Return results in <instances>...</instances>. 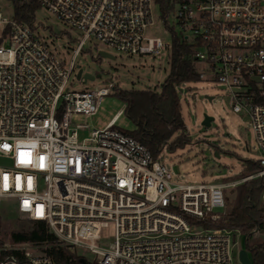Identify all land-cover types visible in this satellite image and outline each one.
<instances>
[{"label": "built area", "instance_id": "2783aa9c", "mask_svg": "<svg viewBox=\"0 0 264 264\" xmlns=\"http://www.w3.org/2000/svg\"><path fill=\"white\" fill-rule=\"evenodd\" d=\"M37 1L82 36L66 64L35 24L0 13V200H14L63 246L98 256L92 264H242L233 234L239 229L217 225L225 190L238 183L178 182L173 165L117 128L116 117L83 139L73 121L96 114L115 86L70 87L87 41L131 56H159L168 47L171 59L172 44L144 36L156 0ZM169 5L164 24L190 45L199 81L225 88L231 111L248 117L260 168L244 181L264 183V0ZM111 224L115 236L106 247L102 234ZM0 264L57 263L20 244L0 248Z\"/></svg>", "mask_w": 264, "mask_h": 264}, {"label": "rangeland", "instance_id": "374dc122", "mask_svg": "<svg viewBox=\"0 0 264 264\" xmlns=\"http://www.w3.org/2000/svg\"><path fill=\"white\" fill-rule=\"evenodd\" d=\"M0 13L7 19L14 17V5L10 0H0ZM153 24L144 33L146 39L159 38L164 45L173 43V35L167 30L163 21L161 5L155 3L152 8ZM173 19H170L172 26ZM35 26L40 37L66 64H69L77 47L81 34L71 29L44 7L36 14ZM176 31L179 28L176 26ZM99 51L110 54L113 58L103 57ZM75 73L70 87L75 91H92L109 87L114 83L112 92L102 97L96 114L85 117L73 116L78 126H83L81 139L90 135L93 130L104 129L116 117V127L123 131H133L136 126L127 115L123 114L126 104L116 94L118 90H150L159 92L171 70L170 49L167 47L159 56L127 55L111 49L96 40L87 41L84 50L77 56ZM90 74L93 80L84 81L77 78L79 70ZM181 111L185 125L184 135L188 145L173 154L166 152L161 158L168 165H173L177 176L175 180L182 183H238L225 190L227 200L223 217L228 218L235 203L236 189L244 183L241 178L245 160L257 161L260 154L247 116L234 113L229 106L227 90L212 81L184 83L178 90ZM206 96L213 97L210 101ZM214 117L212 126H202L203 114ZM226 179V180H223ZM253 179H248L251 181ZM222 212V211H220ZM0 217L3 225L1 237L9 244L8 233L12 228L19 229L29 221L24 214L17 211L14 200H0ZM223 218V219H224ZM219 220L224 226L225 220ZM217 223V225H218ZM221 228V227H220ZM235 256L246 247L264 242V229L252 233L239 230L236 233ZM115 236V227L111 224L102 234L103 245L111 246ZM88 262L94 263L98 256L91 252L79 251ZM251 257V254L249 253Z\"/></svg>", "mask_w": 264, "mask_h": 264}, {"label": "trees", "instance_id": "16d2710c", "mask_svg": "<svg viewBox=\"0 0 264 264\" xmlns=\"http://www.w3.org/2000/svg\"><path fill=\"white\" fill-rule=\"evenodd\" d=\"M14 5V19L33 26L36 14L41 9L37 0H10ZM161 5L163 20L168 16L169 0H156ZM191 47L184 39L173 36L171 51V70L159 92L150 90H118L116 94L126 104L123 114L132 120L136 128L123 131L142 143L152 153L154 159L161 158L166 152L173 154L188 145L184 135L185 125L181 111L178 88L184 83L197 82L199 76ZM260 168L255 161L245 160L241 178L255 173ZM226 180V179H223ZM264 183L256 178L245 181L236 189L235 203L231 207L228 221L229 228L239 229L248 237L264 229V212L262 209V192ZM222 223H218L220 226ZM3 225L0 217V248L30 244L51 256L57 264H83L84 257L78 252L63 246L46 224L29 220L19 229L12 228L9 244L3 240ZM245 249L251 254L253 264H264V242L250 246L247 239Z\"/></svg>", "mask_w": 264, "mask_h": 264}, {"label": "water", "instance_id": "95a60500", "mask_svg": "<svg viewBox=\"0 0 264 264\" xmlns=\"http://www.w3.org/2000/svg\"><path fill=\"white\" fill-rule=\"evenodd\" d=\"M99 54L103 57H108V58H113L110 54L104 52V51H99ZM77 78L78 79H83L84 81H87V80H93L94 77L90 74H83V71L80 69L77 73ZM207 99H209L210 101H212V98L213 97H210V96H206ZM214 121V117L213 116H210L208 115L207 113H204L203 114V120H202V126L205 127V128H210L212 126V122ZM239 260L242 264H252V261L249 257V252L244 248V249H241L239 251ZM81 262L83 264H92L90 262H88L86 259H81Z\"/></svg>", "mask_w": 264, "mask_h": 264}]
</instances>
